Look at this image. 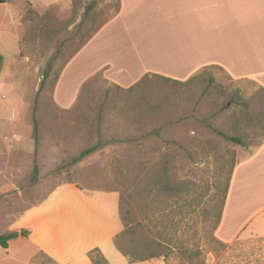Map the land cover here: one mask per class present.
Segmentation results:
<instances>
[{
	"label": "rangeland",
	"instance_id": "obj_1",
	"mask_svg": "<svg viewBox=\"0 0 264 264\" xmlns=\"http://www.w3.org/2000/svg\"><path fill=\"white\" fill-rule=\"evenodd\" d=\"M83 2L93 6L88 15ZM79 4L75 14L58 7L45 13L48 24L50 18L56 23V34L47 37L44 23L38 20L41 16L29 18L24 9L17 31L19 48L9 41L0 47V235L20 225L13 219L21 206L25 210L41 205L37 216L43 217L57 212L65 200L76 202L73 210L79 213L84 195L97 191L131 194L136 220L140 199L132 191L143 187L144 176L139 164L153 172L167 160L173 178L190 181L200 201L198 196L191 208L166 201L159 208L165 209L162 224H157L172 239L166 256L134 264H264V239L223 245L212 240L209 232L211 210L219 204L231 167L248 158L264 138L263 92L254 82L234 80L217 67L200 70L182 85L154 80L141 94H150L153 110L159 114L138 125L137 118L123 113L124 89L118 90L97 73L81 84L70 108L61 109L53 100V89L62 72L86 41L87 31L94 29L93 36L119 8L118 0H80ZM89 59L84 55L75 60L61 89L76 81L78 74L74 78L72 71L77 67L89 71L93 65H87ZM40 72L47 73V79L37 94ZM34 103L37 132L32 123ZM232 137L244 145L233 144ZM8 144L14 148L9 160ZM88 149L94 150L73 162ZM7 163L15 167V174L4 171ZM65 183L77 188L55 192ZM72 190L78 194H70ZM153 197L146 201L151 203ZM76 220L72 214L67 217L66 230L56 229L51 240L64 245L68 233L81 226ZM30 247L27 243L14 246L10 255L0 248V264H20ZM182 250L194 258L188 260ZM30 264L54 263L39 252Z\"/></svg>",
	"mask_w": 264,
	"mask_h": 264
},
{
	"label": "crops",
	"instance_id": "obj_2",
	"mask_svg": "<svg viewBox=\"0 0 264 264\" xmlns=\"http://www.w3.org/2000/svg\"><path fill=\"white\" fill-rule=\"evenodd\" d=\"M118 2L115 15L83 42L58 79L53 100L59 108L69 109L81 84L97 73L126 90L144 75L184 82L204 68L217 67L234 80L254 82L264 95V0ZM71 4L72 0H0V47L9 41L19 48L17 31L24 9L26 15L32 11L43 16L54 7L62 12L69 10ZM16 55L21 58L19 51ZM84 55L91 58L87 65L93 64L89 71L77 67L72 71L74 78L78 74L76 81L61 89L75 60ZM13 151L14 148L9 150L7 160ZM7 164L4 171L15 174V167ZM71 188L77 187L65 183L55 192ZM49 202L48 199L44 203ZM61 202L57 212L43 217L37 216L41 205H30L25 210L21 206L13 219L20 225L8 232L25 230L29 234L9 241L7 254H11L12 247L27 243L32 249H26L27 256L20 264H30L39 252L54 264H92L87 255L95 249L107 264H130L114 243L122 231L116 192L87 193L79 202V213L73 210L76 202ZM71 214L81 226L68 233L64 245L52 241L56 229L66 230L65 223ZM90 221L94 224L90 225ZM214 237L224 244L264 239V141L234 167Z\"/></svg>",
	"mask_w": 264,
	"mask_h": 264
},
{
	"label": "trees",
	"instance_id": "obj_3",
	"mask_svg": "<svg viewBox=\"0 0 264 264\" xmlns=\"http://www.w3.org/2000/svg\"><path fill=\"white\" fill-rule=\"evenodd\" d=\"M79 1L80 0H72L71 9H72V13L74 14L75 11L80 8ZM83 3L82 4L85 6V15H88L89 12L93 10V6L88 5L85 2ZM96 14L99 15L100 12L97 11ZM27 15L30 16L29 18H31V16L39 17L32 11L28 12ZM48 17L49 15L45 14L38 18V20L44 23V26L42 27V31L44 32L43 35L46 37L49 35L56 34L55 32L56 27L54 26L56 24L55 20L50 18L51 21L48 24L46 22L47 21L46 19ZM66 24L68 26L71 25L70 22ZM91 30L94 31V29H89L87 31L89 33H87L88 35L86 36V40H89L91 38V34H90L92 32ZM29 50L31 51V46ZM32 50L34 51V49ZM29 56L31 57V54H29ZM1 60L2 59L0 57V65H1ZM40 73L41 74H40V81H39L37 94H39L43 90V85L45 83V80L47 79V73L45 74H42V72ZM154 80H160L161 82L170 85L183 84L182 82L170 80L157 75H152V76L144 75L137 83H135L133 86H131L126 90L117 87L118 90H123L125 96L124 101L126 103V107L123 110V113L131 114L130 115L131 117L134 116L135 118H137L138 121H136V123L138 125H142L144 119L159 114L158 112H156V109L153 110L155 108V105H152L150 102V99L148 97L150 94L147 95L141 94L142 91ZM157 109H160V107H158ZM34 113H35V103L33 106L32 123H33L34 132H37V122L34 117ZM132 122L134 121L132 120ZM229 141L239 146L244 145L243 141L239 138L232 137L229 139ZM263 141L264 138L256 146L255 150L262 144ZM93 150L94 149H88L86 151H83L76 159L73 160V162H77L81 160L82 158L93 152ZM139 165L141 166V170L144 171L143 187L139 189L138 187H135L132 192L135 194V197L140 199V202L137 205L136 203L134 204L136 205L135 207L139 208L140 218L135 220L134 217L135 213L133 208L131 207L134 202V197L131 194H127L126 197H124L122 194H119L118 212L123 229L121 233L115 237V242H114L117 251L123 257H125L128 263L130 264L134 262H145L160 258L161 256H166V250L170 247L172 239L164 230L165 227H163L161 231L157 229V224H162L161 223L163 220L162 212L165 211L164 208L162 210L159 208L162 206L165 207L166 201L176 200L181 202L184 207L187 206L191 208V206L194 203H196L199 196L198 194H195V192H197L196 191L197 189L190 181L187 180L178 181L175 178H173L170 171L168 170L167 160L162 161V164L159 167H157V169H155L153 172H148L147 170H145L142 164ZM234 167L235 165L232 166L230 169L228 179L225 182V187L223 188V190H220L221 197L219 204L213 207V212L211 210V213L214 218L211 223L209 232L211 233V239L219 243L220 241H218L214 237V233L220 224L223 205L225 202V197L228 190L230 177ZM216 191L219 192L218 190ZM150 195L154 196L153 197L154 200L151 201V203L146 201V198L150 197ZM199 201H200V196H199ZM150 204H155V208ZM28 234L29 232L25 230H21L19 232L16 231V232L4 233L0 235V248L6 250L8 248L9 241L17 238H25L28 236ZM125 238H127V240H125ZM223 245L225 244L223 243ZM184 251L183 250L181 251V255L187 257L188 260H192L194 258L192 256V253H187L186 251L185 252ZM87 256L90 258L92 264H107L97 249L90 251Z\"/></svg>",
	"mask_w": 264,
	"mask_h": 264
}]
</instances>
